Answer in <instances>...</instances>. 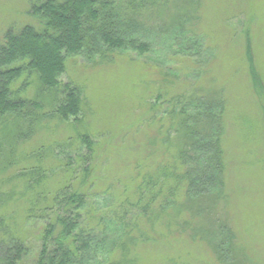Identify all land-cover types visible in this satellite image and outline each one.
<instances>
[{
  "label": "rangeland",
  "instance_id": "obj_1",
  "mask_svg": "<svg viewBox=\"0 0 264 264\" xmlns=\"http://www.w3.org/2000/svg\"><path fill=\"white\" fill-rule=\"evenodd\" d=\"M34 1L0 0V41L8 30L35 23L30 14ZM129 6L124 4L128 20ZM134 18L138 30L133 36L149 43L151 52L67 62L61 81L83 90L81 121L63 123L50 117L19 145L23 157L0 176L6 192H17L10 211L20 216L39 196L50 202L51 192L75 179L76 187L87 194L82 226L97 227L108 248L98 255L99 264H222L215 251L218 241L225 243L229 236L233 252L228 251L227 264H264V0H151ZM251 60L261 90L255 86ZM24 81H18L17 89ZM32 81L27 96L35 99L38 88L35 78ZM201 90L206 96L221 93L226 102L223 196L193 204L179 190L177 202L143 204L142 211L134 203L143 178L176 154L163 147L170 137L176 141L164 111L172 105L171 110L177 98H196ZM87 134L94 142L92 152L83 143ZM40 166L49 175L38 190H23L15 176ZM173 184L170 180L164 186L166 196H171ZM146 189L144 201L159 197L158 186ZM162 206L168 210L158 215ZM116 221L131 223L130 229H104ZM215 222L218 228L211 226ZM46 224L32 220L24 225L34 251L40 249ZM225 225L229 234L220 230ZM136 230L148 234L147 242L137 240L127 255L117 249L108 253L116 241L125 245L136 237Z\"/></svg>",
  "mask_w": 264,
  "mask_h": 264
},
{
  "label": "trees",
  "instance_id": "obj_2",
  "mask_svg": "<svg viewBox=\"0 0 264 264\" xmlns=\"http://www.w3.org/2000/svg\"><path fill=\"white\" fill-rule=\"evenodd\" d=\"M146 1L148 3L144 0H36L30 9L35 23L18 31L12 28L5 33L0 41V176L10 171L20 156L23 157L18 150L19 145L41 130L47 119L54 117L63 123L81 121L83 90L75 83L62 84L61 81L71 58L83 57L93 61L108 59L117 52L132 51L141 57L151 52L149 43L133 36V32L138 30L133 23L134 16L137 17L140 9L151 0ZM195 1L200 0H188L192 4ZM125 3L130 5L128 16L132 19L124 17ZM185 47L182 46L180 51L184 52ZM251 72L255 86L261 90L263 85L252 60ZM22 78L24 85L17 89L16 84ZM32 78H35L38 88L35 99L27 96ZM173 105L171 110L172 105L163 111L173 127L176 141L170 137L163 147L167 153H171L173 148L176 154L173 162L170 159L164 161L166 163L155 166L156 169L143 178L139 186L141 192L134 203L142 211L143 204L177 202L175 195L179 190L193 204L220 200L223 196L226 169L223 149L226 102L223 95L206 96L202 91L196 98L179 97ZM82 139L92 152L94 142L90 136L87 134ZM38 159L44 161L45 156ZM49 173L40 166L21 170L15 177L24 186L23 190L29 192L40 187ZM86 173L90 171L86 170ZM170 180L174 184L169 189V197L163 188ZM6 186L2 179L0 264H99L98 255L108 248H105V240L97 236V227L82 226L81 211L88 203L87 194L76 187L75 179L67 182L56 194L51 192L55 196L48 195L52 199L50 202L44 198L40 204L43 200L39 196L31 204H26L27 209L25 212L20 210V216L18 211L9 209L17 192H6ZM152 186L154 189L159 187V197L152 196L146 202L145 190ZM23 190L22 197L25 195ZM161 208L163 211L158 215H165L167 206ZM32 220L47 221L42 228L41 246L37 251L28 245L24 227ZM129 226L131 223L116 221L105 225L104 229L125 233ZM211 226L218 228L219 225L215 222ZM220 230L230 233L227 225ZM136 232L137 236L129 237L125 245L116 241L108 253L117 249L127 255L136 248L137 240L147 242L148 234ZM229 240L230 236L225 243L222 239L218 241L215 251L222 264L229 262L228 251L233 252V245H228L231 243Z\"/></svg>",
  "mask_w": 264,
  "mask_h": 264
}]
</instances>
